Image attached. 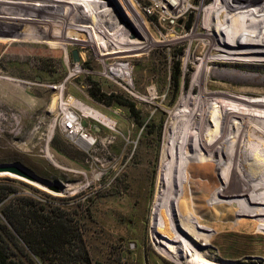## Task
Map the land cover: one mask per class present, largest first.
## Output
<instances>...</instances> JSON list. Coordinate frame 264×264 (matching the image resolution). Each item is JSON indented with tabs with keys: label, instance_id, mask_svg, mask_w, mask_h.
<instances>
[{
	"label": "rangeland",
	"instance_id": "obj_1",
	"mask_svg": "<svg viewBox=\"0 0 264 264\" xmlns=\"http://www.w3.org/2000/svg\"><path fill=\"white\" fill-rule=\"evenodd\" d=\"M110 1L119 22L129 24V39L147 38L152 48L122 58L103 56L106 48L94 43L86 16L75 6L70 15L59 11L56 24L49 10L38 12L47 19L32 20L34 14H26L30 10L25 7L0 9V164L19 165L45 183L63 185L64 190L56 193L11 175H0V186L11 192L6 200L22 195L45 198L40 194L45 193L55 204H66L85 229L92 264H178L161 251L164 244L178 248L182 262L188 260L187 250L167 238L159 244L156 237H162L152 218L166 127L174 121L171 113L182 97L196 98L202 88L209 95L221 92L264 100V62L226 60L224 43H215L209 54L208 49H191V41L197 47L207 40L202 36L200 11L214 0H190L188 9L175 20L152 0H125L131 16L119 0ZM135 6L138 12L132 10ZM196 26L198 34L192 40ZM12 28L16 32L10 33ZM236 53L239 59L245 58L240 50ZM117 62L124 64L126 81L112 76L111 67ZM177 66L182 72L178 86L174 83ZM202 68L205 87L195 78ZM71 99L75 103L68 102ZM76 104L107 117L113 129L84 116ZM214 106L210 116L217 110ZM69 116L80 120L76 138L82 137L85 145L72 138ZM238 138L239 144L244 143ZM259 145L258 151H264V142ZM252 152L251 164L262 162ZM205 169L209 178L202 176L197 165L201 179H192L196 190L187 199L188 212L213 237L210 244L198 239L199 250L220 264H264V219L235 214L229 219L220 217L231 207L212 205L206 197L209 189L198 188L200 181L216 185L209 164ZM175 208L180 214L175 209V223L188 234L182 224L186 218L183 205ZM160 214L163 229L166 217ZM241 220H249V230L237 228Z\"/></svg>",
	"mask_w": 264,
	"mask_h": 264
},
{
	"label": "bare ground",
	"instance_id": "obj_2",
	"mask_svg": "<svg viewBox=\"0 0 264 264\" xmlns=\"http://www.w3.org/2000/svg\"><path fill=\"white\" fill-rule=\"evenodd\" d=\"M119 1L126 8L127 2L125 0ZM152 1L156 2L165 11V14L174 20L183 15L190 2V0ZM12 5L22 6L30 10L26 14H34L31 17L32 20H42V17L45 18V16L38 14V12L49 10L55 24L59 17L57 15L59 11H64L70 15L73 12L72 8L74 6L78 7V11L84 14L88 20L94 43L100 44L102 49L106 48V53L103 56L119 55V58H122L120 56L130 52L147 51L153 45L147 38L129 39V24L119 22L117 9L111 5L110 0H0V9ZM128 8H126L128 15L131 16V9ZM135 9L132 10L138 12V7L135 6ZM53 12L56 14H53ZM200 14H203L202 26H200L203 31L202 36L207 40L204 43L205 45L201 43L197 47L194 41H191V49L193 47L197 51L208 49L209 54L215 43H224L226 60L264 62V0H214V4L202 9ZM197 32L198 27L196 26L192 32L194 36L190 37L192 40L198 34ZM179 39L175 38L174 40L179 43ZM96 47L100 48L99 45ZM239 50L245 54V58H238L236 52ZM123 66L124 64L121 62L114 64L111 67L112 76L125 80L124 73L126 72ZM201 66H204V64L202 63ZM211 69L216 70V68ZM236 70L242 71L240 69ZM227 72H231V69H228ZM205 74L206 72L202 68L195 76L200 87H205L207 80ZM244 97L246 96L229 95L221 92L209 95L202 88L196 98L182 97L171 113L174 121H171L172 123L170 122L166 127L162 159L160 158L158 191L155 197L152 218L154 226L158 228V235L162 237H156L160 240L159 244H164L162 242L165 241L163 238H167L172 243L183 244L187 250L186 257L188 260L182 262L178 248L170 243H165L164 246L166 247L162 246L164 251H161L178 264H220L217 261L208 259L205 253L199 250L198 239L210 244L213 237L211 238V235L205 233L206 227L201 225L192 213L188 212V208H190V203L187 200L189 193L193 189L196 190L193 188L192 184L194 183L191 181L195 177L201 179L197 170L198 164L201 165L202 176L206 178L210 177L205 169V165L209 164L214 173V181H216V185L212 184L213 182H205L201 185L200 182L202 181H200L198 188L202 189L203 192L209 189L208 195L205 194V196L211 198L212 205L215 204L214 206L222 208V205L229 204L231 207L225 209L220 217L229 219L235 214L241 217L255 216L264 219V151H258L260 148L259 143L264 142V100L250 98V100H247ZM74 101L71 99L68 102L73 103ZM56 102L57 99L54 100L53 107ZM76 105L79 112L81 111L84 116L91 117L113 129V122L101 113L82 104ZM211 106L217 109L214 116L209 115V110L213 108ZM69 117L71 129L74 130L72 138L76 140L78 145H85L82 137L76 138L81 130L80 120L75 117L74 119L72 116ZM211 119H213L215 126L214 131L210 129ZM238 136L243 138L245 145L243 142L239 144ZM245 139H247V145ZM253 150L262 162L251 164L249 160L252 157L249 152ZM205 156L206 158H204ZM204 159L206 162L203 164L201 160ZM196 160L199 161L195 163ZM235 160L236 168L233 167ZM230 188H232L231 192ZM228 195L229 201L227 200ZM225 200L227 201L225 202ZM178 204L183 205V214L186 218L182 224L188 234L175 223L176 217H180L178 208H175ZM175 209L177 210V216L175 215ZM161 211L164 212L166 217L163 229V225H159ZM249 220H245L246 223L242 220L237 221V228L249 230ZM181 221H183L182 218ZM251 223L253 222L251 221ZM207 228L209 230V227ZM261 229L264 232V225L261 226Z\"/></svg>",
	"mask_w": 264,
	"mask_h": 264
},
{
	"label": "trees",
	"instance_id": "obj_3",
	"mask_svg": "<svg viewBox=\"0 0 264 264\" xmlns=\"http://www.w3.org/2000/svg\"><path fill=\"white\" fill-rule=\"evenodd\" d=\"M175 73L178 86L180 66ZM10 194L0 186V204ZM40 194L46 199L16 196L0 207V264H92L80 221L66 204L57 205L51 196Z\"/></svg>",
	"mask_w": 264,
	"mask_h": 264
},
{
	"label": "water",
	"instance_id": "obj_4",
	"mask_svg": "<svg viewBox=\"0 0 264 264\" xmlns=\"http://www.w3.org/2000/svg\"><path fill=\"white\" fill-rule=\"evenodd\" d=\"M73 59L74 61L78 62L79 58L77 56V52H73ZM0 174H8L11 176H15L24 180H27L29 182H34L40 185H44L48 190L59 193L63 192L64 186L63 185H58V184H50V183H45L29 173L27 170L22 168L19 165L16 164H0Z\"/></svg>",
	"mask_w": 264,
	"mask_h": 264
},
{
	"label": "built area",
	"instance_id": "obj_5",
	"mask_svg": "<svg viewBox=\"0 0 264 264\" xmlns=\"http://www.w3.org/2000/svg\"><path fill=\"white\" fill-rule=\"evenodd\" d=\"M68 127L72 128V126H71V125H68Z\"/></svg>",
	"mask_w": 264,
	"mask_h": 264
}]
</instances>
